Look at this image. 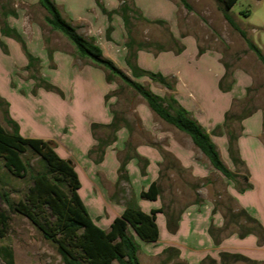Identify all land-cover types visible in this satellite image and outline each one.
I'll list each match as a JSON object with an SVG mask.
<instances>
[{"label": "rangeland", "instance_id": "1", "mask_svg": "<svg viewBox=\"0 0 264 264\" xmlns=\"http://www.w3.org/2000/svg\"><path fill=\"white\" fill-rule=\"evenodd\" d=\"M100 1L110 11V18L94 0L101 15L94 17L91 22L76 23L78 31L85 37L94 39L107 57L112 58L131 76V70L126 63L128 47L131 45L134 50L141 46L137 54L141 51L143 53L142 64L139 65L144 69L170 72L191 63L195 68L209 70L211 74L216 73L220 76V89L225 91L233 85L236 87L237 94L228 110L229 116L261 112V139L264 143V64L246 41V38L252 40L264 53V0L235 2L229 13L238 28L225 18L223 3L219 0H172L178 6L177 25L174 29L162 18V13L156 12L154 15H157V18H147L135 0ZM46 14L47 11L39 2L31 4L26 0H0V20L19 32L20 29L16 26L27 21L25 29L29 39L34 40L32 44L26 42L27 49L39 58L30 70L20 65L13 70L15 63L22 62L20 59H27L28 64V58L17 39L2 35L1 32V35L11 39V42L7 45L0 36V123L7 130H12V125L8 122L10 117L18 123L23 136L55 138L57 141L54 143L60 144V152L66 154L67 150L71 151L80 168V163L86 160L82 148L90 143L91 137H94L95 142L88 157L96 161L101 156L98 139L111 134V129L107 127L92 129L91 124V131L88 128L89 119L95 118L96 115L97 118H103L107 114L101 95L103 99L107 96L106 107L112 115L116 112L120 129L129 134L124 136L126 139L121 142L124 147L118 152L120 162L132 159L138 144L155 147L164 158L158 180L161 190L160 203L167 215L168 231L162 232L158 242H146L137 238L140 245V263L264 264V244L258 241L256 244L244 242L246 253L226 249L227 246L230 249L235 247L236 243L232 242L235 237L229 241L231 244H222L233 231L235 236H238L244 232L246 225H253L246 220V216L239 214L241 206L230 193L234 183L216 169L209 176L200 178L194 176L190 168L183 171L178 161L171 164L175 165V168L171 166L173 158L171 157L170 162L165 158V155H169L163 146L166 143L165 136L157 138L156 135L164 131L166 136L175 135L182 144L189 145L185 137L187 134L155 113L144 117L150 124L146 125L143 108L148 104L145 99L120 78L113 77L112 81H107L103 69L87 59L79 58L75 46L46 22ZM124 14L128 18V25H125ZM30 24L34 26L31 28ZM36 33L39 34L37 37L42 34V44L36 39ZM183 37L195 41V47L187 51L186 55L189 57L181 56L186 51ZM192 52L196 55L192 56L193 60L190 62ZM171 74L173 75L168 79L175 88L177 78L174 73ZM40 78L43 80L41 85ZM134 79L142 82L154 93L161 94L168 102L172 94L168 91L169 88L147 76ZM50 84L58 90L46 86ZM227 124L226 128H214L212 134L218 137L224 133L228 140L229 133H240L242 123L239 120L230 118ZM216 139L219 149L227 154V143ZM117 148L118 145L115 149ZM104 156L105 154L103 159ZM196 157L205 160L201 153L197 152ZM24 158L29 165L24 176L12 174L5 167L3 158H0V210H6L10 216L9 228L5 236L0 237V246H8L13 250L14 264H65L55 245L46 239L27 217L9 208L10 203L24 198L32 183V175L43 170L40 158L33 152L27 151ZM145 160L139 159L140 167L143 168ZM231 167L238 174L239 183L236 187L246 185L243 176L249 173L247 167L241 164ZM82 174L85 192L90 189V182L83 172ZM99 176L102 183L109 187L110 194L114 193L115 199L122 203L133 199L137 189L141 187L139 182L134 186L130 178L120 177L114 184L107 181L103 173L100 172ZM4 192H7L9 200L4 198ZM142 200L148 201L145 198ZM195 203L198 207L208 203L215 213L211 220V232L210 229L200 230V226L199 230L195 229L201 223L192 220L189 221L191 227L185 225L177 234H171L178 228L180 213ZM216 218L219 224L215 223ZM129 232L133 233L132 229ZM0 264H9L1 254ZM113 264L119 263L114 261Z\"/></svg>", "mask_w": 264, "mask_h": 264}, {"label": "trees", "instance_id": "2", "mask_svg": "<svg viewBox=\"0 0 264 264\" xmlns=\"http://www.w3.org/2000/svg\"><path fill=\"white\" fill-rule=\"evenodd\" d=\"M219 1L223 3L225 18L230 24L238 28L237 23L229 13L237 0ZM38 2L47 11L46 22L53 30L61 32L75 46L79 58L87 59L93 65L103 69L107 81L110 82L114 79L113 77H117L133 88L145 99L150 109L158 117L188 134L195 146L209 159L212 166L223 176L232 180L235 185H238L237 172L231 170L224 162L217 144L199 121L174 96L170 95L168 102H166V98L154 93L142 82L134 79L147 76L164 87L174 89V85L161 72L140 67L137 53L141 46H137L134 50L133 46L129 45L130 47H128L126 63L131 70L132 75L130 76L104 54L103 48L94 39L85 37L78 31L77 26L62 15L55 0H38ZM96 2L110 18V11L104 4L100 0H96ZM123 16L125 25H128L127 16L125 14ZM0 27L2 35L12 36L21 43L28 58V64L25 67L30 70L39 61V58L28 51L26 41L18 30L11 28L7 22L1 20ZM242 34L245 36L244 31ZM246 41L249 48L264 64V53L260 47L248 38ZM35 79H37L36 76ZM41 80L42 78L39 79L40 85L43 83ZM46 86L58 90L54 85ZM105 99L107 101V96ZM252 113H245L241 116L231 114L229 116L230 112L227 111L223 127L226 128L230 118H236L242 123L243 119ZM8 119L12 125V130H7L0 123V158H3L5 167L16 176H24L29 169L28 162L24 158L27 151L37 155L43 164V170L32 175V183L24 198L15 203H10V210L27 217L32 225L55 245L65 264H113L114 261L119 264H141L138 256L140 245L137 238L146 242L158 241L160 230L157 216L159 212L163 211V208H153L147 212L136 205L128 204L122 214L113 219L109 229L103 228L92 217L79 192L82 181L73 162L58 153L53 141L23 136L20 133L18 123L10 117ZM119 125L115 111L110 123H92V129L99 126L111 129L110 135L98 139V149L101 151V156L96 159V162L102 161L107 146L116 141L117 131L121 127ZM229 135L228 151L232 162L235 166L245 165L237 148L239 134L229 133ZM165 158L171 159L169 155H165ZM128 160L121 161L120 177L128 178L126 171ZM144 169L142 168L143 174L145 173ZM243 177L247 183L237 187L240 192L252 186L248 182L249 174L246 173ZM159 194L160 187L157 181H152L147 189L140 192L141 198L152 201L157 200ZM3 195L6 200H9L7 192H4ZM240 213L246 216V220L253 225L244 226V232L239 233L238 236L243 238L249 234H254L258 243L264 244V225L245 208H241ZM9 220V213L6 210H0V237L5 236L9 228ZM130 229L133 233L129 232ZM211 230L212 227H210V232ZM0 254L9 264H14V253L11 248L0 246Z\"/></svg>", "mask_w": 264, "mask_h": 264}, {"label": "crops", "instance_id": "3", "mask_svg": "<svg viewBox=\"0 0 264 264\" xmlns=\"http://www.w3.org/2000/svg\"><path fill=\"white\" fill-rule=\"evenodd\" d=\"M31 4L38 3V0H26ZM62 15L70 21L73 25L77 26V21H88L91 22L94 17H98L100 14L98 7L94 4V0H55ZM137 6L142 9L147 18H157V15H154L156 12L162 13V18L168 21L172 29L177 25V11L178 6L172 0H135ZM16 26L20 29L24 39L29 44L33 43V38L29 39L26 24ZM13 24V23H12ZM33 24H30L32 28ZM1 28V27H0ZM79 30V29H78ZM37 31V30H36ZM176 31V30H175ZM176 33V32H175ZM39 34L36 33V39H39L40 44H42V34H40V38L37 37ZM177 35V33H176ZM0 36L1 31H0ZM34 37V38H35ZM7 45L11 42V39L2 36L1 37ZM1 39V40H2ZM182 41L186 45V51L181 54V56H185L189 48L193 49L195 47V41L191 40L188 37H183ZM142 51L139 52L138 55V63H141L142 60ZM55 55V54H54ZM196 53L191 54L190 62L193 60V57ZM206 56V55H204ZM189 57V55H186ZM112 59V58H111ZM203 59V57H202ZM22 62L15 63L13 70H16V66H26L27 59H20ZM113 60V59H112ZM114 61V60H113ZM189 61V60H188ZM115 62V61H114ZM116 63V62H115ZM117 64V63H116ZM118 65V64H117ZM119 66V65H118ZM121 69L122 67L119 66ZM12 70V71H13ZM151 71V70H150ZM86 72V71H85ZM167 78L171 73L177 78V82L175 88L172 89V96L184 107L186 108L192 116L199 121V123L210 133L212 139L217 144L218 150L221 154L222 159L227 164V166L233 170V167H236L231 160L229 151H225V154L219 149V143L216 138H219L224 144L227 143L228 140L223 133L216 137L215 134H212L214 128H224L223 123L225 119V113L230 109L232 100L236 97L237 92L235 91V86L233 85L228 90H222L219 87L220 76L216 73L211 74L209 70L205 71L204 69L195 68L191 63H187L184 67L174 69L172 71H159ZM80 73V72H79ZM83 73V72H82ZM206 74V75H205ZM144 77V76H143ZM139 77V78H143ZM203 77V78H202ZM106 79V78H105ZM138 79V78H137ZM161 95V94H160ZM162 96V95H161ZM101 99L103 101L104 110L107 114L104 115L103 118H95L88 120V128L91 131V124L102 123L108 124L112 121L113 115L110 113L108 108L106 107L105 99L101 95ZM147 107V108H146ZM149 106H144L143 119L146 125L150 126L148 122L145 120V116H149L154 112L150 109ZM263 128V117L261 112L256 111L252 113L247 118L242 121V129L238 135L237 146L239 150L240 157L245 162V166L248 169L249 180L248 182L252 184L250 188H247L245 191L240 192L235 183L233 188H231L230 193L234 196L236 202L241 206V208H245L251 215L256 217L263 225H264V143L261 139ZM21 133V132H20ZM92 133V132H91ZM127 133H123V130L120 129L117 131V141H114L112 145H110L106 151L104 159L97 163L90 157H88V153L90 149L94 145V137H91L90 143L82 148L85 153L86 160L80 163L81 167H78V162L71 151L67 150L66 154L60 152V144L55 142L56 149L58 153L70 159L74 166L76 167L81 181L82 187L79 192L90 212L92 217L96 220V222L105 229H109L113 219L117 216H120L126 206L128 204L136 205L142 208L144 211L150 212L153 208H163L160 203L161 190L159 194V198L155 201L148 200L144 201L139 199L140 192L144 189H147L152 181H157L159 185V175H160V167L163 165L164 158L163 154L156 149L155 147L148 144H138L135 152L133 154L134 157L128 160L126 164L127 176L130 178V181L135 186V183H140V188L137 189L136 196L133 199H130L128 202L122 203L120 200H116L114 193L110 194L109 187L105 186L99 176V173L104 174V178L107 181L112 183H116L118 179H120V160L118 157V152L124 147L123 143L126 139L124 136H128ZM165 136L166 143L163 145L165 151L169 153L170 158L172 157L173 164L175 161H178L180 167L184 169H191L192 173L196 177L205 178L209 176L212 171H216L215 168L210 163L209 159L198 149L193 143L191 137L187 134L185 137L187 138L189 145H184L180 142L179 137L166 136V133L162 131L160 135H156L157 138ZM27 137V136H26ZM182 137V136H181ZM182 137V138H185ZM44 139V138H43ZM46 139V138H45ZM46 140L57 141L55 138H49ZM120 142V144H119ZM114 144V145H113ZM118 145V148L115 147ZM201 153L204 155L205 160H200L196 157V153ZM146 159L143 168H145V173H142V167L139 166V159ZM229 161V162H228ZM231 164V165H230ZM175 168V165H171ZM234 171V170H233ZM85 174L86 179L90 182V189L84 192V181L83 174ZM124 178V177H123ZM142 184V185H141ZM160 187V185H159ZM197 206V208L195 207ZM200 208V209H199ZM202 208V210H201ZM206 208V209H204ZM197 212H194L198 210ZM213 211L210 208V205L207 203L202 207H198V204H192L189 207H186L182 213L179 215L178 219V228L171 234H177L178 231H181L185 225L187 227H191L189 221L195 220L200 222L201 224L197 225L195 229L199 230H207L209 231L211 227V220L213 216ZM193 215V216H191ZM215 216V215H214ZM157 222L160 230V237L162 236V232L168 231V220L165 210L163 208L162 212L158 213ZM193 222V223H194ZM215 223H218V219L216 218ZM219 224V223H218ZM222 225V224H220ZM218 225V226H220ZM233 234L226 238L222 244L227 242V245L231 244L229 241L233 239L232 242L236 243L235 247L230 249L227 246V250L231 251H240L245 252V247L243 245L244 242H249L250 244H256L258 239L256 235L249 234L243 238H239V236H235L236 233L233 231ZM159 237V239H160ZM158 239V241H159ZM156 241V242H158Z\"/></svg>", "mask_w": 264, "mask_h": 264}]
</instances>
